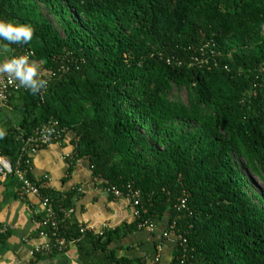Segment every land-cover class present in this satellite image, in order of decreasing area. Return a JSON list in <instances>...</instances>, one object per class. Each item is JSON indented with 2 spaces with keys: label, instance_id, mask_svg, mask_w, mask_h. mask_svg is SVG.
<instances>
[{
  "label": "trees",
  "instance_id": "trees-1",
  "mask_svg": "<svg viewBox=\"0 0 264 264\" xmlns=\"http://www.w3.org/2000/svg\"><path fill=\"white\" fill-rule=\"evenodd\" d=\"M0 19L31 26L27 44L0 46L38 64L47 80L35 94L25 86L12 94L6 107L18 119L0 129V157L39 187L56 222L39 224L35 235L47 233L51 247L35 259L75 244L83 264H145L111 244L148 220L181 236L170 264H264V199H252L240 170L264 182V0H0ZM50 120L65 129L54 143L72 136L62 183L86 160L109 197L140 192L139 217L81 232L82 187L56 190L23 150ZM0 183L16 188L38 223L46 219L19 195L17 175Z\"/></svg>",
  "mask_w": 264,
  "mask_h": 264
},
{
  "label": "crops",
  "instance_id": "crops-1",
  "mask_svg": "<svg viewBox=\"0 0 264 264\" xmlns=\"http://www.w3.org/2000/svg\"><path fill=\"white\" fill-rule=\"evenodd\" d=\"M11 59L13 58L9 49L0 46V65ZM6 121V116L0 117V129ZM71 137L69 134L62 144L54 143L45 149L32 152L30 155L33 173L36 176L47 175L50 185L56 190L66 191L75 185L82 187L83 197L77 203L75 213L79 223L100 231L106 226L115 227L123 221H132L134 217L130 201L127 198L113 199L105 190L97 187L92 182L91 169L86 160L78 161L71 178L62 183L68 168L66 157L72 151L69 142ZM15 190L16 188L8 189L5 183H0V233L6 232L8 235L4 242L0 243V264H83L75 244H72L68 251L55 256L38 259L32 256L34 249L46 243L47 238L35 235L40 225L32 217L30 204L14 197ZM28 198L32 204L41 208L40 200L36 196ZM162 225L156 222L154 232L147 229L137 231L115 240L111 247L118 248V256L141 257L145 264H152L160 242L162 251L159 264H170L175 243L171 239L162 240Z\"/></svg>",
  "mask_w": 264,
  "mask_h": 264
},
{
  "label": "built area",
  "instance_id": "built-area-1",
  "mask_svg": "<svg viewBox=\"0 0 264 264\" xmlns=\"http://www.w3.org/2000/svg\"><path fill=\"white\" fill-rule=\"evenodd\" d=\"M23 85L20 84L18 80L13 78L7 74H0V112L3 111L6 105L9 102L10 97L13 93L19 91ZM59 122L57 120H50L48 123H44L41 126L37 127L33 133L23 140V150L29 151L31 154L32 152L40 149L43 146H50L54 144V141L62 137V133L65 132V129L62 128L61 130L57 129ZM59 143V142H58ZM12 174L17 175L19 178L21 185L19 189V195L21 197L24 196H40V190L35 183L31 181V179L26 175V173L19 167H14L12 162L9 159L0 157V179L4 180L11 176ZM44 178L48 179L47 175H44ZM109 192V190H108ZM130 194L128 196H124L120 191L114 190L113 194L115 197H124L130 201V206L132 208V216L139 217L140 210L137 209V206L140 205V192L130 190ZM41 208L46 210V219L40 221V225L45 226L49 222H51L53 227H56V222L54 217L52 216V208L49 205L48 199H40ZM74 213V208H71L66 211L67 215H71ZM145 227L150 232H154L156 230V223L145 220L144 223L141 225ZM173 227H171L172 230ZM87 230H94L93 228L88 227L87 225H83L81 227V232H85ZM42 236L47 238V242L37 246L34 249V252H48L50 250V241L49 235L47 233H43ZM181 236H175L173 231H163L162 239H171L174 243L180 239ZM58 243L62 246L65 244V240L63 238L58 239ZM73 243V242H71ZM183 243V242H182ZM157 253L152 259V264H159L160 262V254L162 251V245L159 243L156 247ZM33 252V254H34ZM32 254V255H33Z\"/></svg>",
  "mask_w": 264,
  "mask_h": 264
},
{
  "label": "clouds",
  "instance_id": "clouds-1",
  "mask_svg": "<svg viewBox=\"0 0 264 264\" xmlns=\"http://www.w3.org/2000/svg\"><path fill=\"white\" fill-rule=\"evenodd\" d=\"M33 37V30L30 25L16 24L0 19V40L15 44H27ZM39 65L29 63L27 57L21 56L0 65V73H7L18 80L33 94L46 87L47 80L40 78L38 74ZM4 132L0 130V138Z\"/></svg>",
  "mask_w": 264,
  "mask_h": 264
},
{
  "label": "rangeland",
  "instance_id": "rangeland-1",
  "mask_svg": "<svg viewBox=\"0 0 264 264\" xmlns=\"http://www.w3.org/2000/svg\"><path fill=\"white\" fill-rule=\"evenodd\" d=\"M41 9L46 14V16L51 20V22L55 25V27L59 30L60 33L64 35V30L61 25V22L59 21L58 16H56L54 13L50 12L49 9H47L42 3H40ZM179 95L182 97L183 100H187V93L186 91H182L179 93ZM1 116H6L7 120H14L16 121L18 119L17 112H15L14 108L10 109L5 107L3 111L0 113ZM241 173L245 176V179L247 181V190L252 194V199L256 198V196H261L264 199V182L261 181L258 176L253 173L249 168H246L245 166L241 165ZM170 240V239H166ZM170 247V245H169ZM170 251V250H169Z\"/></svg>",
  "mask_w": 264,
  "mask_h": 264
}]
</instances>
